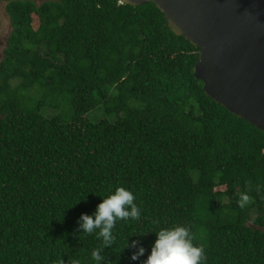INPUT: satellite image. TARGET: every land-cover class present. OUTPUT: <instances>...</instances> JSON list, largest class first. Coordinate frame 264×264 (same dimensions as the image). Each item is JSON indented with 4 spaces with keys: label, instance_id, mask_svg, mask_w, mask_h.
<instances>
[{
    "label": "trees",
    "instance_id": "trees-1",
    "mask_svg": "<svg viewBox=\"0 0 264 264\" xmlns=\"http://www.w3.org/2000/svg\"><path fill=\"white\" fill-rule=\"evenodd\" d=\"M1 2L13 31L0 64V264H95L103 241L78 220L120 186L142 216L117 222L106 264H143L174 226L205 264H264V131L206 95L199 49L155 4ZM65 100V116L43 112ZM99 106L118 119L90 121ZM129 239L147 250L139 261Z\"/></svg>",
    "mask_w": 264,
    "mask_h": 264
},
{
    "label": "water",
    "instance_id": "water-1",
    "mask_svg": "<svg viewBox=\"0 0 264 264\" xmlns=\"http://www.w3.org/2000/svg\"><path fill=\"white\" fill-rule=\"evenodd\" d=\"M153 3L199 49L195 76L208 97L264 131V0H120Z\"/></svg>",
    "mask_w": 264,
    "mask_h": 264
},
{
    "label": "clouds",
    "instance_id": "clouds-1",
    "mask_svg": "<svg viewBox=\"0 0 264 264\" xmlns=\"http://www.w3.org/2000/svg\"><path fill=\"white\" fill-rule=\"evenodd\" d=\"M249 200L247 194H241L239 204L243 207ZM133 191L120 186L98 204L93 214H82L78 220V231L81 234L96 235L102 239L103 247L91 254L95 264H106L102 253L116 241L115 228L118 221H138L142 210L137 205ZM156 240L151 252L143 264H205L206 255L203 247L193 243L191 230L185 226L161 228L155 232ZM127 242L126 248L136 249L131 256L132 261H139L145 256L146 249L139 241ZM139 245V246H138ZM72 264H79L73 261Z\"/></svg>",
    "mask_w": 264,
    "mask_h": 264
},
{
    "label": "rangeland",
    "instance_id": "rangeland-1",
    "mask_svg": "<svg viewBox=\"0 0 264 264\" xmlns=\"http://www.w3.org/2000/svg\"><path fill=\"white\" fill-rule=\"evenodd\" d=\"M36 4L40 5L43 0H32ZM7 2H1L0 3V21H1V27H0V64L2 60L4 59L5 56V50L7 48V42L12 34L13 28L10 22V17L7 13ZM14 85L18 84V81L15 80L13 81ZM135 102V101H134ZM133 106H139L137 102L132 104ZM71 111V106L69 102L66 100L62 104L61 108H56V109H46L43 112L46 113L47 115L51 117H55L58 115H66V113ZM88 119L94 123L101 122L103 120H109V121H116L118 119L117 116H109L107 115L105 109L103 106L97 107L94 111H92L88 116Z\"/></svg>",
    "mask_w": 264,
    "mask_h": 264
},
{
    "label": "built area",
    "instance_id": "built-area-1",
    "mask_svg": "<svg viewBox=\"0 0 264 264\" xmlns=\"http://www.w3.org/2000/svg\"><path fill=\"white\" fill-rule=\"evenodd\" d=\"M122 3V2H121Z\"/></svg>",
    "mask_w": 264,
    "mask_h": 264
}]
</instances>
